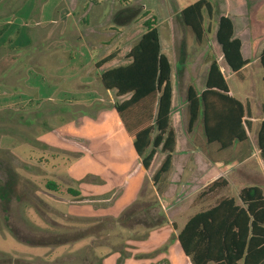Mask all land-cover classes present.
Instances as JSON below:
<instances>
[{"label": "rangeland", "instance_id": "374dc122", "mask_svg": "<svg viewBox=\"0 0 264 264\" xmlns=\"http://www.w3.org/2000/svg\"><path fill=\"white\" fill-rule=\"evenodd\" d=\"M194 1L196 0H0V38L8 51L4 60L7 65L13 63L14 71L21 73L16 91L23 99L15 104V109L0 110V139L2 135H8L3 142L11 148H3L0 143V182L8 178L6 165L12 166L18 174L15 189L8 202L0 199V232L9 230L14 235L29 238V227L20 219L14 207L16 199L28 200L26 173L45 172L41 166L30 163L14 152L23 151L24 145L32 144L33 148L29 153L37 156L44 150L39 147L44 142L38 137L47 133L63 134L68 121L88 112L91 116L96 115L101 104L114 109V101H121L126 96L117 97L114 90L102 87L95 62L116 50L118 53L114 60L101 68L127 63L128 51L143 33V21L150 16L155 18L161 51L169 58L172 67L173 114L170 127L177 135L174 172L183 167V173L180 180L173 181L174 186H168L173 172H170L169 177L164 174L158 183L153 184L152 175L166 154L159 151L147 172L141 195L127 212H123L121 219L118 218L121 229L114 228L117 231H112V235L116 234L117 237L114 249L123 250L127 236L141 235L130 233L131 227L139 231L137 226L149 227L151 222L161 220L163 214L160 212V200L162 201L165 189H173L177 194L184 188L194 194L195 197L190 195L186 199L188 213L210 207L222 197L237 198L240 189L249 184L260 187L264 193V156L260 152L256 153L257 156H250L253 145L258 149L256 130L259 122L264 119V66H261L257 58L237 73L226 70L227 65L215 38L218 16L228 9L237 36L243 42L244 55L249 59L259 56L264 45V26L260 23L264 20L254 18L255 7L249 5V33L248 29L242 30L246 24L243 11L246 1L250 4L264 0H211L216 9L215 15L209 23L210 31L200 42L182 24L179 16V11ZM128 8H139L129 21ZM263 8L258 9L257 14H262ZM118 11L120 14L116 15L113 22V16ZM144 11L148 13L144 15ZM2 56L0 50V57ZM211 59L217 61L231 94L246 103L250 116L254 118L251 121L253 125L247 129L248 140L245 144L235 141L223 150L218 149L217 143H206L200 116L191 132L186 129V87L192 85L197 91L204 87V77ZM0 61L3 59L0 58ZM17 75L15 74L16 77ZM81 79L87 84V87L83 86V90L75 87ZM52 84L56 87H53L51 97L46 98L44 91L47 88L44 85ZM81 93L90 100L99 98L100 101H93L87 106L72 102L73 98L79 99ZM6 127L9 133H13V130L14 133L3 134V128ZM58 130L60 132L57 133ZM240 145L241 147L233 150ZM62 152L49 150L47 154L62 155ZM217 177L226 179L228 184L205 197L196 198ZM44 182L45 179H41L38 184L44 188ZM64 183V180H59V190L64 189ZM6 214H9L8 219L5 218ZM106 219L110 218H102V223L107 227L98 228L100 241H105L106 236H109L108 230L112 227L111 222L108 223ZM7 259L0 252V263Z\"/></svg>", "mask_w": 264, "mask_h": 264}, {"label": "crops", "instance_id": "0c3cea01", "mask_svg": "<svg viewBox=\"0 0 264 264\" xmlns=\"http://www.w3.org/2000/svg\"><path fill=\"white\" fill-rule=\"evenodd\" d=\"M248 3L249 1L244 3L243 15L246 17V24L242 30L248 29L247 31L250 33L251 22L248 16V7L252 4L256 12L254 18L264 20V12L257 14L258 9L263 8L264 1ZM222 14L232 20L228 9L226 13ZM260 24L264 26V21ZM233 36L238 38L235 26ZM240 41L241 53L244 58L249 60V63L243 67L245 68L256 61L258 56H254L252 59L246 57L243 51V42L241 39ZM5 46L1 43L0 38V50L3 55L0 57L3 59L0 61V110L15 109V104L23 100L16 91L21 73L18 70L14 71L13 63L5 64L4 59L8 52ZM225 67L226 70L231 71L229 67ZM102 69H99V72ZM15 74H18L17 77ZM84 85L87 87L84 79H81L75 87L83 90ZM44 87L47 88L44 91L46 98L51 97L50 94L56 85H44ZM36 93L39 92L36 91ZM84 95L81 93V97L73 98L72 102L87 106L93 101H100L99 98L90 100ZM234 97L237 98L236 95ZM242 103L248 110L246 103ZM101 105L94 116L87 113L68 121L63 134L47 133L38 137L44 142L43 145H39L44 149L41 154L32 156L29 153L33 148L32 144L24 145L23 151L14 152L30 163L41 166L45 172L43 174L38 171L26 173L28 200L18 201L16 199L17 204L14 210L19 213L20 219L25 221L29 227L27 231L29 238L14 235L9 230L1 231L0 252L3 253L4 258L8 259L0 264H191L180 247L177 232L191 215L203 209L188 213L189 207L186 205V199L190 195L192 198L195 196L184 188L177 194L173 189H165L163 192L162 201L160 200L162 209H159L163 214V222L151 227L137 226L139 231L131 227L130 233H141V235L127 236L124 249H114L117 237H115L116 234L112 235V231L121 229L118 218L121 219L123 212H127L141 195V189L147 179V172L151 169L159 151L150 168L145 170L141 166L140 158L115 110L108 105ZM172 114L173 106L171 117ZM246 116H248L247 119L251 127L253 125L251 121L254 118L250 116L249 110ZM7 136L2 135L0 143L3 148L11 149L3 142ZM175 140L174 151L177 146L176 132ZM246 141L239 142L245 144ZM238 147L241 145L233 150ZM49 150L65 151V153L48 156ZM174 151L171 153V168L166 173L169 177L170 172H173L169 178L171 180L168 183L169 187L174 186L175 182L173 181L180 180L183 173V167L174 172L176 159ZM68 154H75V156L70 157ZM41 179H45L44 188L38 184ZM49 180L58 185L56 190H49L45 187ZM59 180L65 182L62 191L58 189ZM68 189L79 192V195L73 194V191ZM209 193L198 195L196 198L205 197ZM192 202L193 200L190 203ZM8 215L6 214V219H8ZM105 217L113 221L112 227L108 230L109 236H106L105 241L98 240L100 236L98 229L85 233V229L95 225L98 219Z\"/></svg>", "mask_w": 264, "mask_h": 264}, {"label": "trees", "instance_id": "16d2710c", "mask_svg": "<svg viewBox=\"0 0 264 264\" xmlns=\"http://www.w3.org/2000/svg\"><path fill=\"white\" fill-rule=\"evenodd\" d=\"M138 10L139 8H128L127 21ZM120 11L113 16V22ZM215 11L211 0H196L182 8L179 16L182 24L200 42L210 31L209 23L213 20ZM147 13L143 12L144 15ZM143 26V33L128 51L129 61L103 68L99 72V80L104 89L114 90L117 97L126 96L121 101H114L113 108L131 139L141 166L148 170L158 151L166 153L159 168L152 175V182L156 184L171 168V153L176 143L175 132L170 127L172 67L169 58L161 51L155 18H146ZM233 32L232 20L220 14L215 38L225 63L235 73L248 64L249 60L243 57L241 41L233 36ZM117 53L114 50L98 59L95 68L100 69L105 63L114 60ZM258 60L264 66V46ZM262 79L264 82V76ZM185 99L188 132L192 131L200 116L207 144L217 143L218 149L223 150L235 141L248 140L246 128H250V123L245 118L248 110L240 100L230 94L226 78L215 59H211L208 65L204 87L197 91L192 85H188ZM2 132L13 134L14 130L9 133L6 127ZM256 139L260 153L264 156V119L257 126ZM6 171L7 180L0 182V199L5 203L18 180V174L12 166L6 165ZM226 185L227 181L218 177L199 196ZM57 186L50 180L45 184L49 190H56ZM73 194L79 195V192L73 191ZM237 198H220L214 205L191 215L178 230L177 240L191 264H264L263 190L256 185L244 186L238 192ZM106 220L113 223L111 219ZM97 221L95 225L85 229V233L97 230L100 226L107 227L102 223L104 220ZM160 222H163L162 218L157 223L151 222L149 227Z\"/></svg>", "mask_w": 264, "mask_h": 264}, {"label": "built area", "instance_id": "2783aa9c", "mask_svg": "<svg viewBox=\"0 0 264 264\" xmlns=\"http://www.w3.org/2000/svg\"><path fill=\"white\" fill-rule=\"evenodd\" d=\"M244 126H245V125H244ZM245 128H246V126H245ZM246 132H247V128H246ZM257 147H258V145H257ZM257 152H260V149H259V148L257 149V148L253 145L252 150H251V156H257V155H256Z\"/></svg>", "mask_w": 264, "mask_h": 264}]
</instances>
